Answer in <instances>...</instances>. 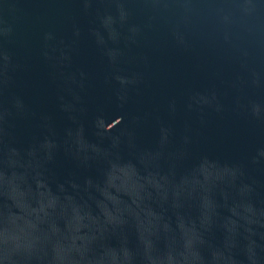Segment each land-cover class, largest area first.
Here are the masks:
<instances>
[{
	"label": "water",
	"instance_id": "water-1",
	"mask_svg": "<svg viewBox=\"0 0 264 264\" xmlns=\"http://www.w3.org/2000/svg\"><path fill=\"white\" fill-rule=\"evenodd\" d=\"M0 264H264V0H0Z\"/></svg>",
	"mask_w": 264,
	"mask_h": 264
}]
</instances>
